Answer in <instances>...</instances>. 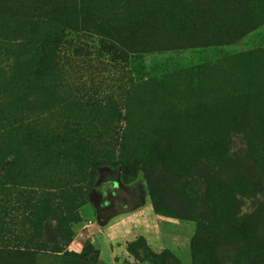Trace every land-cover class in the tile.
<instances>
[{
	"label": "rangeland",
	"instance_id": "obj_1",
	"mask_svg": "<svg viewBox=\"0 0 264 264\" xmlns=\"http://www.w3.org/2000/svg\"><path fill=\"white\" fill-rule=\"evenodd\" d=\"M58 2L0 0V246L31 241L34 264H191L199 234L211 264H249L237 225L264 235V0H95L105 26L126 35L138 13L168 37L132 52L60 26L55 73L34 76L53 36L36 18Z\"/></svg>",
	"mask_w": 264,
	"mask_h": 264
},
{
	"label": "trees",
	"instance_id": "obj_2",
	"mask_svg": "<svg viewBox=\"0 0 264 264\" xmlns=\"http://www.w3.org/2000/svg\"><path fill=\"white\" fill-rule=\"evenodd\" d=\"M95 0H68L66 3H54L50 5L44 18H36V24L49 25L52 24L53 27L49 30V33L53 36L50 37L47 33V27L42 31L40 36V42L37 43V47L33 49L34 55H31V59L36 58L37 71L34 76H49L55 73L57 66L56 56L58 55V33L60 30L56 28L69 27L82 28L83 30H92L96 32L102 38H107L109 41L117 44L122 49L131 50L132 52H137L139 50H150L153 48L154 44H159L163 35L165 38L168 34L164 33V28L162 27L161 20L156 22H151L148 15L144 16L141 14H136L137 22H135L132 27L127 30L126 35H123L120 31L121 28L116 26L104 25L105 23L98 18V14L94 8ZM48 23V24H47ZM161 44H164L161 41ZM144 47V48H143ZM22 48V46H20ZM143 48V49H142ZM55 60V61H54ZM9 71V70H8ZM259 137L262 139L264 137V123L258 127ZM155 145V144H153ZM215 146L212 144L211 148ZM156 150L162 154H168L171 152L169 149V144L159 145ZM152 151H154L152 149ZM169 151V152H168ZM202 141L197 137L194 148L192 151V157H187L190 163L198 160L202 153ZM70 153L74 156L78 154L77 145L70 147ZM88 164L93 170L97 163L89 161ZM238 226V232L246 236L242 240L243 255L248 259L249 264H264V235L257 236L256 232L258 226L254 223L246 224L240 223ZM260 229H263L264 226ZM264 233V232H263ZM18 246L3 245L0 246V264H34V253L30 248L31 241H21ZM207 242L204 236L196 234L192 237L190 241V260L191 264H211L212 257L208 252ZM150 257V264H178L177 260L168 252L163 251L158 254H148ZM136 259L142 260V256L139 254L135 255Z\"/></svg>",
	"mask_w": 264,
	"mask_h": 264
}]
</instances>
